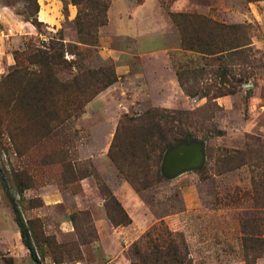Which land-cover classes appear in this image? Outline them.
Masks as SVG:
<instances>
[{
    "label": "rangeland",
    "instance_id": "rangeland-1",
    "mask_svg": "<svg viewBox=\"0 0 264 264\" xmlns=\"http://www.w3.org/2000/svg\"><path fill=\"white\" fill-rule=\"evenodd\" d=\"M52 2L59 22L32 34L0 18V264H37L10 199L42 264H157L141 256L173 238L182 264H264V0ZM34 5L0 0L23 20ZM223 38L240 46L196 51ZM179 125L205 161L168 177Z\"/></svg>",
    "mask_w": 264,
    "mask_h": 264
},
{
    "label": "trees",
    "instance_id": "trees-1",
    "mask_svg": "<svg viewBox=\"0 0 264 264\" xmlns=\"http://www.w3.org/2000/svg\"><path fill=\"white\" fill-rule=\"evenodd\" d=\"M81 0H73V2L75 4H79ZM86 1V0H85ZM87 1H91V0H87ZM141 1V0H139ZM34 7H35V13H29V16L27 18V21H30L34 26L40 25L42 22L38 19V17L36 16V13L38 12V3L37 0H34ZM83 14L81 17V20L84 18ZM178 16H182V17H190L189 15L186 14H182V13H178L175 15V18ZM203 18V17H202ZM210 19H206L203 18L202 22L205 21H209ZM215 26L219 27L220 29H227L233 26H228L222 23H216V22H212ZM104 24V20L102 18V20L98 21V25H102ZM186 41V40H185ZM185 41L183 40V44L185 43ZM205 46L204 47H196V51L203 53L206 56H211L213 54H219L217 56H220L218 58H221L222 55L224 54V52L230 50V49H234L237 46L240 45H231L229 42L226 41L225 38L221 39L220 42L218 43L217 47L215 50H213V45L210 42H204ZM242 45V44H241ZM185 46H187V43H185ZM231 46V47H229ZM55 51L58 50V48L55 47L54 49ZM242 52V51H240ZM42 58V59H41ZM41 58L38 61H35L39 64H41L42 66L46 65L49 62H52V59L55 58L54 52H49V51H44V54L41 55ZM179 78H180V74H179ZM86 79V77H85ZM187 94H190V92H188V90L185 88ZM220 94H225L222 92L217 93V95ZM215 95V96H217ZM178 113V112H177ZM176 119L177 121H179V118H174L173 120ZM139 121H141L142 124H152V128H156L157 130H161V121H166L169 120L168 116L162 112L159 109H149L146 112H144V115L138 119ZM171 121V120H170ZM174 126H170L168 131L172 132L175 136L176 132L177 134H179V136H175L172 137L174 140L172 143L167 142L164 146V148L169 149L172 145H174L177 142H188V141H199L198 139H196L194 137V135L192 133L187 132L185 129H183V127L181 125H179V127L176 128V131L173 130ZM103 191L105 192V198H106V206L108 208V205H110V200H113L114 197L111 195V193L109 191H107L106 189H103ZM7 195L9 198L10 194L8 193L7 190ZM12 208H13V212L15 215V221L17 222L18 226H19V231H20V235H21V239L23 244L25 245V247L29 250L30 256L31 258L37 263V264H42L41 261L38 259V255L34 249V245L31 239V236L28 233V229L25 227V224L23 222L22 217L20 216L19 210L17 209L16 204L14 203L13 199H10ZM109 203V204H108ZM117 203V202H116ZM118 205V214H120V218H117L116 216H114L110 211H107L108 217L110 219V221L112 222L113 225H127L131 222V219L127 216V214L125 213V211L122 209V207L119 205V203H117ZM168 236L171 235V233H167ZM179 235V234H177ZM153 248V249H152ZM139 250L136 252V254H138ZM146 255L141 256V260H154L157 262V264H182L183 263V255L186 256L187 252H186V248L184 246V242L182 240V242H178L176 239H169L168 242L166 243V245H162L158 246L156 243L151 245L150 250L146 251ZM159 261V262H158ZM151 262V261H150Z\"/></svg>",
    "mask_w": 264,
    "mask_h": 264
},
{
    "label": "water",
    "instance_id": "water-1",
    "mask_svg": "<svg viewBox=\"0 0 264 264\" xmlns=\"http://www.w3.org/2000/svg\"><path fill=\"white\" fill-rule=\"evenodd\" d=\"M205 161L204 144L201 141L180 142L169 148L163 161V172L168 177L197 169Z\"/></svg>",
    "mask_w": 264,
    "mask_h": 264
},
{
    "label": "crops",
    "instance_id": "crops-1",
    "mask_svg": "<svg viewBox=\"0 0 264 264\" xmlns=\"http://www.w3.org/2000/svg\"><path fill=\"white\" fill-rule=\"evenodd\" d=\"M39 3V11H42V4L39 0H37ZM54 0H44L43 6L44 9V16L40 17V14L38 15V18L41 22H44L45 24L54 25L55 23H58L60 20V12L57 10L56 12L51 11L52 8L50 7L51 4H53ZM51 11V12H50ZM0 18L3 24L8 25L5 23L7 20L9 22V26L11 28V32H25L27 34H32L35 31L34 25L27 20L21 19L18 15L14 14L11 9L8 7H1L0 8ZM154 85V84H153ZM161 83L155 82L156 87H160ZM220 102H226V97L219 98Z\"/></svg>",
    "mask_w": 264,
    "mask_h": 264
}]
</instances>
